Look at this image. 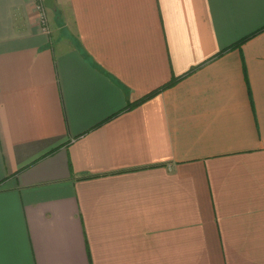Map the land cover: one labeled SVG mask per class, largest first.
I'll return each mask as SVG.
<instances>
[{
    "label": "crops",
    "instance_id": "1",
    "mask_svg": "<svg viewBox=\"0 0 264 264\" xmlns=\"http://www.w3.org/2000/svg\"><path fill=\"white\" fill-rule=\"evenodd\" d=\"M55 5L0 0V264H264V0Z\"/></svg>",
    "mask_w": 264,
    "mask_h": 264
},
{
    "label": "trees",
    "instance_id": "2",
    "mask_svg": "<svg viewBox=\"0 0 264 264\" xmlns=\"http://www.w3.org/2000/svg\"><path fill=\"white\" fill-rule=\"evenodd\" d=\"M263 30H264V29H263ZM261 31H262V30H261ZM247 39H248V38H247ZM247 39H244L243 41H241V42H239V43L233 45V47H234V46H238V45H240L242 42H245ZM231 48H232V47H231ZM179 80H180V79H173V80L170 81L169 83H167V84H165V85H163V86H161V87L155 89L154 91H152V92H150L149 94L145 95V96L142 97L141 99H139V100H137V101H135V102H133V103H129V104L127 105V107L125 108V111H126V110H130V109H132V108H134V107H136V106H139V105L143 104L144 102H146V101L152 99V98L155 97L156 95L162 93L163 91H165V90H167V89L173 87V86H174Z\"/></svg>",
    "mask_w": 264,
    "mask_h": 264
},
{
    "label": "built area",
    "instance_id": "3",
    "mask_svg": "<svg viewBox=\"0 0 264 264\" xmlns=\"http://www.w3.org/2000/svg\"><path fill=\"white\" fill-rule=\"evenodd\" d=\"M35 7L39 14V25L45 32H50L49 19L47 15V8L44 5V0H33Z\"/></svg>",
    "mask_w": 264,
    "mask_h": 264
},
{
    "label": "water",
    "instance_id": "4",
    "mask_svg": "<svg viewBox=\"0 0 264 264\" xmlns=\"http://www.w3.org/2000/svg\"><path fill=\"white\" fill-rule=\"evenodd\" d=\"M44 5L48 9L56 10L55 0H44Z\"/></svg>",
    "mask_w": 264,
    "mask_h": 264
},
{
    "label": "rangeland",
    "instance_id": "5",
    "mask_svg": "<svg viewBox=\"0 0 264 264\" xmlns=\"http://www.w3.org/2000/svg\"><path fill=\"white\" fill-rule=\"evenodd\" d=\"M50 27V26H49Z\"/></svg>",
    "mask_w": 264,
    "mask_h": 264
}]
</instances>
